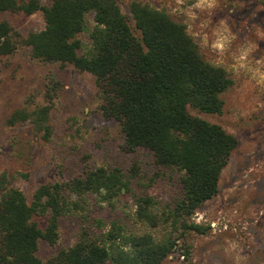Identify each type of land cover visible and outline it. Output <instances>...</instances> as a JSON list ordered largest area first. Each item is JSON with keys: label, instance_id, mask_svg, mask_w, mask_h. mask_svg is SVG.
Segmentation results:
<instances>
[{"label": "rangeland", "instance_id": "1", "mask_svg": "<svg viewBox=\"0 0 264 264\" xmlns=\"http://www.w3.org/2000/svg\"><path fill=\"white\" fill-rule=\"evenodd\" d=\"M115 1L134 36L138 33L128 13L130 1L165 11L184 26L202 60L223 68L232 80L219 94L220 114L187 107L191 116L218 125L236 139L220 171L216 194L190 218L208 224L209 230L204 235H184L188 261L174 251L160 264H264V0ZM91 18V13L85 16L87 29ZM1 20L18 34L14 52L0 55V174L6 175L8 186L19 190L29 203L39 186L65 182L87 170L118 168L126 178L136 171L127 178L128 190L116 197L102 201L98 195L86 194L78 200L79 208L69 207L57 220L54 244L39 240L35 256L47 261L70 248L82 229L98 237L110 223L119 225L125 235L148 233L156 241L165 238L166 226L149 228L135 218L134 199L149 196L157 212L171 207L179 196V173L155 166L151 153L144 149H121L119 126L101 116L89 73L30 57L28 40L44 29L39 11L29 15L3 12ZM76 38L80 41L77 54H85L90 46L87 34ZM43 105L50 107L46 140L33 131L29 121L13 126L4 123L15 109L31 111ZM64 195L70 201L77 199ZM45 219L33 216L31 221L43 229Z\"/></svg>", "mask_w": 264, "mask_h": 264}, {"label": "trees", "instance_id": "2", "mask_svg": "<svg viewBox=\"0 0 264 264\" xmlns=\"http://www.w3.org/2000/svg\"><path fill=\"white\" fill-rule=\"evenodd\" d=\"M127 9L137 36L115 0H49L47 5L38 0H0V13H41L44 29L30 36V57L68 64L93 77L100 114L117 122L123 151L144 149L151 153L155 166L179 173V196L171 207L157 212L149 196L134 199L138 221L149 228L166 226L169 233L156 241L148 233L125 235L116 223H110L98 237L82 229L70 248L42 262L35 256L37 243L54 244L57 220L69 207L79 208L78 200L86 194L98 195L102 201L116 197L128 190L127 178L136 171L126 178L118 168L87 170L68 181L39 186L29 203L19 190L8 186L2 173L0 264H160L174 251L188 261L184 235H204L209 230L208 224L190 218L216 194L220 171L236 139L218 125L191 116L187 107L220 114L219 94L232 80L223 68L202 60L184 26L165 11L138 1H130ZM88 13L92 14L90 29L85 26ZM82 32L90 46L78 55L76 36ZM17 35L6 21H0V55L14 52ZM49 110L48 105L31 111L15 109L4 123L13 126L29 121L33 131L46 140ZM64 193L77 199L70 201ZM33 216H45L43 229L31 221Z\"/></svg>", "mask_w": 264, "mask_h": 264}]
</instances>
